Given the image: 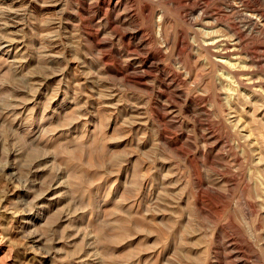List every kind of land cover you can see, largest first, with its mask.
<instances>
[{
    "label": "rangeland",
    "instance_id": "rangeland-1",
    "mask_svg": "<svg viewBox=\"0 0 264 264\" xmlns=\"http://www.w3.org/2000/svg\"><path fill=\"white\" fill-rule=\"evenodd\" d=\"M0 264H264V0H0Z\"/></svg>",
    "mask_w": 264,
    "mask_h": 264
},
{
    "label": "bare ground",
    "instance_id": "bare-ground-1",
    "mask_svg": "<svg viewBox=\"0 0 264 264\" xmlns=\"http://www.w3.org/2000/svg\"><path fill=\"white\" fill-rule=\"evenodd\" d=\"M248 19L250 22H254L257 18H255V16L253 15H250ZM213 41H214V38H213ZM212 45L217 48L216 53L218 54V56H220L221 58H227V61L229 64L228 67L230 68L231 72L234 71L233 73H235L236 70L239 71V69L237 68V64L232 62L233 60H236V59L229 58L232 55L231 54L232 52H236V48L232 49L231 45H229V43L224 42V41H214ZM226 55H228L229 57H227ZM244 70L246 69L244 68L242 71Z\"/></svg>",
    "mask_w": 264,
    "mask_h": 264
}]
</instances>
